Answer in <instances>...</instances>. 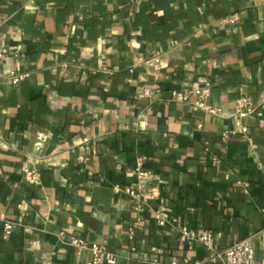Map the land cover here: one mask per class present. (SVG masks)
I'll return each instance as SVG.
<instances>
[{"label": "crops", "instance_id": "crops-1", "mask_svg": "<svg viewBox=\"0 0 264 264\" xmlns=\"http://www.w3.org/2000/svg\"><path fill=\"white\" fill-rule=\"evenodd\" d=\"M0 42V213L21 218L9 237L0 226V264H86L72 236L116 264L206 261L158 210L219 249L251 238L264 264V0H0ZM10 71L28 76L13 86ZM194 86L218 115L172 94ZM241 94L257 105L242 120L253 146L221 140ZM126 187L152 199L136 209Z\"/></svg>", "mask_w": 264, "mask_h": 264}, {"label": "built area", "instance_id": "built-area-1", "mask_svg": "<svg viewBox=\"0 0 264 264\" xmlns=\"http://www.w3.org/2000/svg\"><path fill=\"white\" fill-rule=\"evenodd\" d=\"M234 17H228L224 20L227 23H233ZM8 54L7 50L2 47L0 42V63L4 57ZM151 66L154 70L160 68V58L154 57L151 60ZM28 74L25 72L18 73L10 71L7 75V79L13 86L19 85L27 78ZM3 77L0 71V79ZM154 91L148 87L143 88L140 92L135 95L136 99L150 98ZM173 96L179 97L182 102H185L191 106L194 111H204L213 115L219 114V109L215 108L208 102L209 89L208 87L194 86L183 92H173ZM257 110V105L254 103L252 98L247 94H241L238 102L235 106V112L233 115L235 128L232 130L225 131L221 134V140L227 141L233 136H243L253 146V140L249 133L247 126L242 123L243 118L253 115ZM198 124V127H201ZM146 161L145 156H140L136 160L134 173L137 176L139 182H143L148 177V171L145 169L144 164ZM215 163H219V160H214ZM25 178L27 182L32 186L41 185V175L34 169L27 170L25 172ZM123 192L127 194L134 203L136 209H141L144 205H148L152 196L146 193L142 187H126ZM154 220L158 226H165L171 222H176V228L179 231L181 237L186 242L188 248H193L195 245L202 246L208 253L209 256L204 262H188V264H258L254 249L252 246L251 238L247 237L238 241H235L228 247L223 249L217 248L215 245V234L208 229H194L189 228L181 224L177 219L173 220L166 210H158L154 214ZM21 224V218L13 221L7 219L3 213H0V226L2 229V235L9 237L15 225ZM132 227L129 228V233L132 235ZM70 245L76 248L77 255L79 256L82 252L86 251L89 254V258L86 264H116L117 255L111 251L106 245L89 243L87 240L80 236H72L70 238ZM45 264H54L47 262ZM171 264H175L172 262Z\"/></svg>", "mask_w": 264, "mask_h": 264}]
</instances>
